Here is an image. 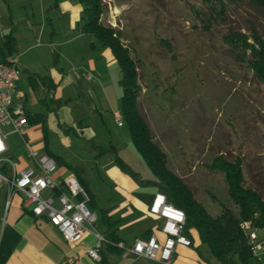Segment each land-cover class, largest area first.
Listing matches in <instances>:
<instances>
[{"label":"crops","instance_id":"0c3cea01","mask_svg":"<svg viewBox=\"0 0 264 264\" xmlns=\"http://www.w3.org/2000/svg\"><path fill=\"white\" fill-rule=\"evenodd\" d=\"M82 11L79 0H0V61L12 57L17 60L20 81L16 97L31 115L24 135L11 133L7 137V156L18 170L35 166L28 156V146L59 159L55 174L58 185L69 174H76L87 193L93 194L89 206L99 215V231L105 238L111 235L110 228L100 220L104 210L126 248L110 250L104 246L103 261H95L87 254L97 242L93 233L74 245L68 244L47 217H36L24 206L21 193H10L9 186L2 184L0 264H65L71 256H77L81 264H161L129 250L137 238L148 233L164 238L160 232L162 220L149 211L158 190L140 186L116 164V154L121 156L119 139L107 129L104 115L115 110L118 123L116 112L120 111L112 95L113 84L120 86L115 71L118 64L110 49L102 48L83 30ZM8 37L14 38L13 50L5 44ZM119 130L129 147V129ZM12 135L15 137L8 143ZM98 147H112L117 153L102 154ZM95 170L114 178L111 184L116 191L111 184H103L109 185L112 198H101L92 190L88 177ZM53 191L60 193L63 189ZM74 200L80 201L82 196ZM259 234L264 235V231L259 230ZM192 236L191 246H177L172 264H208L197 250L200 240L196 230ZM200 250L209 264H222L206 245ZM250 264L261 263L253 257Z\"/></svg>","mask_w":264,"mask_h":264},{"label":"rangeland","instance_id":"374dc122","mask_svg":"<svg viewBox=\"0 0 264 264\" xmlns=\"http://www.w3.org/2000/svg\"><path fill=\"white\" fill-rule=\"evenodd\" d=\"M103 3L102 22L122 32L138 66V108L166 152L168 167L214 217L223 205L239 212L229 197L226 175L210 168L219 155L240 158L247 185L264 197V82L255 77L243 51L233 50L222 37L230 28L248 32L249 22L264 35L261 9L252 2L226 0L229 25L205 29L194 8L202 0ZM115 71L120 79L118 65ZM112 95L120 111L122 88L113 84ZM114 111L104 118L107 129L118 136L120 155L142 176H151L130 135L129 147L122 139L119 129H128L121 111L122 125L115 123ZM88 179L97 196L113 197L109 185H103L113 182L109 174L95 170Z\"/></svg>","mask_w":264,"mask_h":264},{"label":"trees","instance_id":"16d2710c","mask_svg":"<svg viewBox=\"0 0 264 264\" xmlns=\"http://www.w3.org/2000/svg\"><path fill=\"white\" fill-rule=\"evenodd\" d=\"M232 1L255 3L264 15V0ZM79 2L83 5L81 12L83 30L91 35L102 48L110 49L116 58L121 73L119 80L122 88L120 111L129 129L131 141L150 170L151 176H142L121 156L117 155L112 147H98V150L102 154L114 152L116 164L123 172L130 175L140 186L155 187L158 192L166 195L170 203L185 212L184 233L193 243L192 231H197L200 240L197 250L208 264L209 259L200 250L202 245H206L212 255L222 264H250L254 256L245 225L264 231V197L258 189L247 185L242 161L240 158L229 160L222 154L210 164V168L220 170L226 175L229 197L239 209L238 214H235L231 208L223 205L221 213L216 217L212 216L197 200L194 192L183 179L168 167L166 152L155 141L148 122L141 114L138 108L141 91L138 66L129 47L122 40V32L102 22L103 0H79ZM194 8L205 29H210L213 25L217 27L229 25L231 21L226 0H202L201 5L194 6ZM247 28L248 32L230 28L222 37L232 46L233 50L243 51L244 57H247V64L255 77L264 82V35L252 22H249ZM13 40V37H8L5 41L10 50L15 47ZM248 53L249 56H247ZM244 57L240 60H245ZM237 59L239 60L238 56ZM26 114L28 118L31 117L27 112ZM56 161L58 163L59 159ZM88 195L93 203V194L88 191ZM100 215V220L110 228L111 234L106 237L107 241L104 246L110 250L115 249L120 238L115 235L110 216L104 210ZM150 235L151 233H148L143 238ZM103 258L104 255L102 261Z\"/></svg>","mask_w":264,"mask_h":264},{"label":"built area","instance_id":"2783aa9c","mask_svg":"<svg viewBox=\"0 0 264 264\" xmlns=\"http://www.w3.org/2000/svg\"><path fill=\"white\" fill-rule=\"evenodd\" d=\"M20 70L15 58L0 61V186L7 184L10 193L15 191L23 195V203L36 217H47L58 228L68 244L74 245L89 233H93L97 242L88 248L87 254L97 262L102 261V249L107 241L99 231V215L89 206L90 197L76 174L66 176L62 183L55 180L59 164L47 153L28 146V156L35 166L18 170L15 162L7 156V137L11 133L24 135L29 126L26 108L17 99ZM116 121L122 124L120 112H116ZM5 128H10L6 131ZM9 168L10 173L6 172ZM56 188L63 191L56 193ZM52 192L46 194L47 191ZM65 190V191H64ZM68 192V193H66ZM81 195L82 200L74 197ZM10 201H8V205ZM150 214L162 220L160 239L152 234L147 238H137L129 250L137 256L161 264H172L178 245L191 246V239L184 233L186 214L182 209L170 203L163 193H156L150 205ZM246 230L251 228L245 225ZM248 241L254 258L264 264V235L259 229L247 230ZM126 248L122 242L117 244ZM65 264H81L77 256L66 259Z\"/></svg>","mask_w":264,"mask_h":264}]
</instances>
